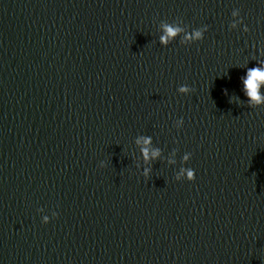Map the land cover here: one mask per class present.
Here are the masks:
<instances>
[{"label":"water","instance_id":"95a60500","mask_svg":"<svg viewBox=\"0 0 264 264\" xmlns=\"http://www.w3.org/2000/svg\"><path fill=\"white\" fill-rule=\"evenodd\" d=\"M262 65L264 0H0V264H264Z\"/></svg>","mask_w":264,"mask_h":264},{"label":"clouds","instance_id":"9594fccd","mask_svg":"<svg viewBox=\"0 0 264 264\" xmlns=\"http://www.w3.org/2000/svg\"><path fill=\"white\" fill-rule=\"evenodd\" d=\"M240 12L238 9L233 10L231 13L232 17L239 16ZM240 23H243L241 19ZM162 29V34L159 37V42L162 46L167 47L171 44L177 37H180V43L182 45H190L196 42H200L204 38V33L208 30L207 27H201L199 29H194L192 31H185L180 24L172 22L162 21L160 25ZM231 28H235L236 24L232 23ZM244 32H248L249 29L247 26L243 27ZM241 82L243 84V93L247 97V106L252 109L264 108V95H261L260 89L264 86V65L252 67L247 69L246 75L241 78ZM194 91V89L189 88L187 85H181L178 87V93L181 95H188L190 92ZM224 94L227 95V90H224ZM237 103L240 106L244 104L243 101H240L238 97H232L229 99V103ZM184 121L183 119H179L176 121V127L181 128ZM135 143L140 145L141 143L144 145L140 149L141 155L145 163H149L151 160L157 159L160 156V149H151L150 145L152 144V138L150 136H139ZM191 154H185L183 159L187 161ZM104 167L103 164L100 165ZM151 169L145 168L143 171V176L148 178L150 175ZM181 176H184L188 182L195 181V171L191 168H182L180 170V174L176 176V181L181 180ZM56 213L54 214V218H56ZM44 224H48L49 220L47 217L44 218Z\"/></svg>","mask_w":264,"mask_h":264}]
</instances>
